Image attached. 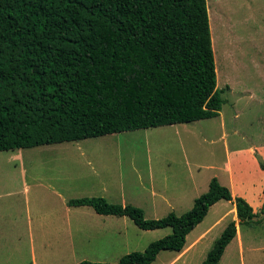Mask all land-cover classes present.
Listing matches in <instances>:
<instances>
[{
  "label": "rangeland",
  "instance_id": "374dc122",
  "mask_svg": "<svg viewBox=\"0 0 264 264\" xmlns=\"http://www.w3.org/2000/svg\"><path fill=\"white\" fill-rule=\"evenodd\" d=\"M206 4L216 82L223 91L219 114L0 151V264L115 263L143 251L171 227L145 230L126 216L66 202L102 196L139 206L150 219L179 215L215 175L228 183L224 164L233 156V189L252 207L254 221L239 223L233 203L219 200L187 234L185 251L162 250L150 264H200L231 220L236 235L218 264H264V175L258 173L264 172V0ZM249 147L252 155L244 152Z\"/></svg>",
  "mask_w": 264,
  "mask_h": 264
},
{
  "label": "trees",
  "instance_id": "16d2710c",
  "mask_svg": "<svg viewBox=\"0 0 264 264\" xmlns=\"http://www.w3.org/2000/svg\"><path fill=\"white\" fill-rule=\"evenodd\" d=\"M222 92L206 0H0V151L212 118ZM219 200L234 204L239 223L254 221L216 177L191 209L157 219L102 196L69 199L141 229L171 227L115 263L76 264H150L162 250L180 252ZM235 235L231 220L200 264H218Z\"/></svg>",
  "mask_w": 264,
  "mask_h": 264
},
{
  "label": "crops",
  "instance_id": "0c3cea01",
  "mask_svg": "<svg viewBox=\"0 0 264 264\" xmlns=\"http://www.w3.org/2000/svg\"><path fill=\"white\" fill-rule=\"evenodd\" d=\"M263 150H264V148H263ZM244 152H246V153L249 152V153H251V155H252V153H254V150H253L251 147H249V148L246 149V151H244ZM244 152H243V153H244ZM236 153H240V151H237V150H236ZM251 159L254 161V159H253L252 156H251ZM232 160H234V156L232 157V159H230V160L228 159L227 162L224 164L225 173L228 174V176H227V178H228V183H227V184L224 183V182L222 181L221 177H218L217 175H215V176H216V178L218 179V181H219L221 184L226 185V186L229 187V190H230L232 196L234 197V196L237 195V193H236V191H234V189H233V188H234V185H235V179H234L235 174H234V170H232V167H231ZM224 169L222 168L223 172H224ZM258 173L264 175V172L261 171V170H259ZM263 187H264V181L260 182V184H259V188H260V190H261V189L263 190ZM240 194H241V196H244V197H245V194H244V193L240 192ZM261 198H263V193H261ZM232 205H233V209H234V213H235V207H234V204H232ZM203 234H204V232L201 233V234H199L198 236L194 237V238L191 240V242H192L194 239H196V238L202 236ZM185 249H186V247H184L183 250L180 251L179 253H182L183 251H185ZM73 250H74V248L71 247V248H70V251H73ZM32 259H33V254H32ZM75 264H76V263H75Z\"/></svg>",
  "mask_w": 264,
  "mask_h": 264
},
{
  "label": "bare ground",
  "instance_id": "6f19581e",
  "mask_svg": "<svg viewBox=\"0 0 264 264\" xmlns=\"http://www.w3.org/2000/svg\"><path fill=\"white\" fill-rule=\"evenodd\" d=\"M211 16V15H210ZM211 18V17H210ZM212 25V23L210 22V26ZM212 27V26H211ZM215 27V26H214ZM213 31V30H212ZM212 42H213V50H214V52H216V46H214V44H215V39L213 38V34H212ZM216 42H217V40H216Z\"/></svg>",
  "mask_w": 264,
  "mask_h": 264
}]
</instances>
